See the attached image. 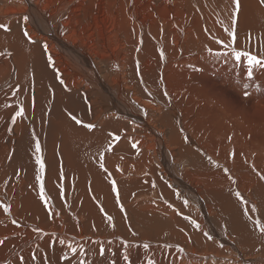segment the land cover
Instances as JSON below:
<instances>
[{
    "label": "bare ground",
    "instance_id": "1",
    "mask_svg": "<svg viewBox=\"0 0 264 264\" xmlns=\"http://www.w3.org/2000/svg\"><path fill=\"white\" fill-rule=\"evenodd\" d=\"M236 3L0 0V264H264V3Z\"/></svg>",
    "mask_w": 264,
    "mask_h": 264
},
{
    "label": "snow or ice",
    "instance_id": "2",
    "mask_svg": "<svg viewBox=\"0 0 264 264\" xmlns=\"http://www.w3.org/2000/svg\"><path fill=\"white\" fill-rule=\"evenodd\" d=\"M261 2L264 3V0H261ZM236 7L239 8V0H237ZM25 19H28V18L25 17ZM3 27H5V26H4V25H0V28H3ZM24 35H25V36H28V33L25 32ZM230 35H233V36H234L235 34H234V33H230ZM29 40H31V37H29ZM221 43H222V42H221ZM43 48H44L45 51H47V49H48V45H47V44H44V45H43ZM242 55H247V54H246V53H241V52H239V51L235 52V58H236V60H240V58H241ZM48 62H49V63H53V58H52V56H51L50 54H49V56H48ZM260 63H261V61H259V60L257 59L256 56L248 55V64H249V65L260 64ZM248 75H249V76L252 75L251 68H249ZM61 83H63L62 80H61ZM23 114H24V109L21 107V109H20L19 111H17L15 115H16L17 117H21V116H23ZM72 118H73V120H76V117H75V116H73ZM76 122H77V123H80L79 120H76ZM87 127H88L89 129H91V128L95 127V126H94L93 124L89 123V124L87 125ZM110 138H111V137H110ZM117 138H118V137H117ZM35 152L37 153V156H36V163L39 164L40 172H41V174H43L44 171H45V162H44L43 158L41 157V155H39V154L41 153V144H40V142H39L38 140L35 142ZM100 167H101V168H104V165L101 164ZM105 175H107V170H105ZM37 179H40V180L42 181V182H41V185H40L41 199H43L44 202H45V205H47L48 200H47V198H45V196H44V192H45V184L43 183V177H42V176H41V177H37ZM113 183L115 184V181H113ZM236 196H237V197L241 196V193L237 192V193H236ZM245 202H246V201H245ZM183 203H184L185 205H187V204H188V201L185 200V201H183ZM8 210H9V209H8V206L5 205V206H4V211H8ZM108 219H109V221H111V220H112V217H111V216H108ZM186 219H188V217H186ZM13 223H16V221H13ZM192 223H193V224H196V227L199 228V224H197L195 220H192ZM261 231L264 232V227L261 228ZM209 239H211V237H209ZM0 243H3V241H0ZM144 247H145V248H148V245L145 244ZM73 251H75V249H73ZM100 251H101V253H102V252H103V249H101ZM124 258H125V259H128L127 256H125ZM69 264H70V262H69Z\"/></svg>",
    "mask_w": 264,
    "mask_h": 264
},
{
    "label": "rangeland",
    "instance_id": "3",
    "mask_svg": "<svg viewBox=\"0 0 264 264\" xmlns=\"http://www.w3.org/2000/svg\"><path fill=\"white\" fill-rule=\"evenodd\" d=\"M244 66V68H245V71H246V73H247V75H248V71H249V66H247L245 63H242L241 65H240V67L239 68H241V67H243ZM258 68H251V71H252V75H253V73H254V71H256ZM264 69V68H263ZM251 75V76H252ZM258 76V75H257ZM260 76H264V70H263V74H260Z\"/></svg>",
    "mask_w": 264,
    "mask_h": 264
}]
</instances>
